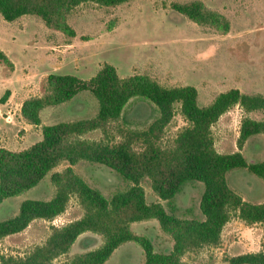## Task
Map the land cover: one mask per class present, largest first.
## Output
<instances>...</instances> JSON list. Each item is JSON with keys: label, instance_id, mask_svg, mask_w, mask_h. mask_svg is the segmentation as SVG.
Masks as SVG:
<instances>
[{"label": "trees", "instance_id": "1", "mask_svg": "<svg viewBox=\"0 0 264 264\" xmlns=\"http://www.w3.org/2000/svg\"><path fill=\"white\" fill-rule=\"evenodd\" d=\"M88 1L99 6H116L129 0H0V14L7 21L32 14L47 27L72 37L75 30L68 23V16L75 6ZM171 8L197 24L222 31L229 29L228 18L207 8L200 0L173 2ZM0 61L12 66L2 50ZM81 90L90 91L96 98L95 115L42 124L41 139L23 149L0 146V203L35 186L61 161L67 163L63 170L51 171L49 175L55 189L50 198L24 199L15 215L0 220V237L22 231L35 218H54L65 210L72 195L76 196L83 214L60 226H52L45 241L25 255L0 256L1 264H103L117 246L128 240L143 249L141 264H183L181 258L186 252L219 243L222 228L232 213L247 223L262 224L264 231V201L254 203L242 199L226 178L228 170L244 168L264 179V159L247 161L241 152L250 136L264 133V119L243 117L236 139L238 150L230 153L215 149L211 131L219 116L235 105L246 112L264 109V94L231 87L219 92L210 103L200 105L197 89L192 85L166 87L146 74L120 77L115 66L105 62L87 80L69 73H48L43 93L25 98L20 114L28 123L41 124L40 111L44 107L58 105ZM8 94L5 90L0 102ZM133 97L153 103L157 115L146 128L128 129L122 139L111 143L104 137L106 129L120 117ZM176 103L187 125L168 146L162 147L159 141L174 115ZM96 129L104 133L102 139L82 137ZM136 143L138 149L134 146ZM79 160L103 164L130 184L105 196L75 173L72 165ZM144 177L149 179L158 198L168 204L185 184L202 182L200 216L182 218L159 201L147 202L140 183ZM150 218L156 219L161 230L171 238L168 252L156 251L147 236L131 230L130 223ZM85 231L101 235L102 243L70 259L54 262ZM226 260L230 264H264V253L246 252Z\"/></svg>", "mask_w": 264, "mask_h": 264}, {"label": "rangeland", "instance_id": "2", "mask_svg": "<svg viewBox=\"0 0 264 264\" xmlns=\"http://www.w3.org/2000/svg\"><path fill=\"white\" fill-rule=\"evenodd\" d=\"M191 0H129L116 6H99L83 2L75 6L68 23L75 36H66L47 27L32 14L21 15L7 21L0 14V50L24 69L27 81L35 93H43L45 76L50 72L69 73L81 79H89L105 62L115 66L120 77L130 74H146L166 87L192 85L197 89L200 105L210 103L221 91L237 87L246 93L264 94V0H200L209 9L222 13L229 20V29L197 24L171 8L173 2ZM10 67L0 61V78L10 72ZM23 71V70H22ZM2 92L0 96L3 94ZM31 93V92H30ZM178 103L171 120L164 127L160 145L168 146L187 121L179 111ZM98 102L88 90L77 92L70 99L42 109L45 124L72 121L95 115ZM222 115L211 126L214 147L218 152L237 151L241 119L245 116L264 119V109L246 112L239 106ZM10 122L3 141L10 149L30 146L36 139L25 136L16 121ZM157 115L150 101L133 97L125 105L120 117L106 129L105 136L111 143L122 139L128 129H144ZM3 120L0 117V126ZM100 129L82 135L90 140L102 139ZM39 138L41 135H38ZM135 148L139 145L136 143ZM241 152L247 161L264 159V133L250 136ZM67 166L61 161L51 171H61ZM73 170L105 196L126 188L130 183L109 167L79 160ZM48 172L35 186L0 203V220L17 213L19 204L28 198L48 199L54 194ZM229 186L242 199L250 202L264 201V179L244 168H232L226 172ZM147 202L159 201L167 210L182 218L199 217L198 208L203 183L185 184L171 200H161L153 192L146 177L141 180ZM83 209L72 195L65 210L52 219L35 218L22 231L0 237V256H23L42 244L52 226H60L80 217ZM232 213L229 223L222 228L217 245L204 246L188 251L182 256L183 264H230L226 259L246 252L264 253L262 224L247 223ZM133 232L147 236L156 251L168 252L172 240L164 233L156 219L150 218L130 223ZM225 250L222 243L233 236ZM225 240V241H224ZM101 235L85 231L80 234L68 252L54 262L70 259L74 254L98 247ZM230 243V244H229ZM143 249L128 240L117 246L103 264H141ZM1 264V262H0Z\"/></svg>", "mask_w": 264, "mask_h": 264}, {"label": "crops", "instance_id": "3", "mask_svg": "<svg viewBox=\"0 0 264 264\" xmlns=\"http://www.w3.org/2000/svg\"><path fill=\"white\" fill-rule=\"evenodd\" d=\"M11 63H12V66L9 68L10 72L7 75H5L3 78H0V94L2 92H4L5 90L9 91V94L6 97V99L4 100V102H0V117L3 120V125L0 126V146L8 148V149H10L8 144H10V143L12 144V142L5 143L6 141H3V138L6 137L8 134L7 129H9L8 127H10V125H11L10 122L14 123V120H13V118H14L13 113L14 112L17 114L16 118H15L17 123L19 124L20 128H22L24 130V133L22 134L23 138L25 136H28V137H31L32 139L33 138L36 139V141H39L41 139V137L39 138L38 135L40 134L42 136L41 125L45 124L43 119H42V116H41L42 110L40 111L41 124L28 123L21 116L20 107H21L22 101L29 96H40L41 93H35L33 91L34 87L32 86V83H30V81H27L26 75H24L25 74L24 69H18L16 67L15 63H13L12 61H11ZM47 74L48 73L43 74V77L46 76ZM235 106L237 107L238 105H235ZM232 110H234V109H232V107H231L229 110L222 113L219 116V118L222 115L228 114L229 111H232ZM256 111L257 110L250 111V112L252 113V112H256ZM8 124H10V125H8ZM11 150H14V148ZM236 218L239 219L238 216ZM226 223H229V221H227ZM225 224H224V226H225ZM258 224H260V223H258ZM230 234L233 236L229 237V239H227L226 242L222 243L221 249L225 250V248L227 246H229L228 242L235 240L234 236L236 237V235H234V233H232V232Z\"/></svg>", "mask_w": 264, "mask_h": 264}]
</instances>
